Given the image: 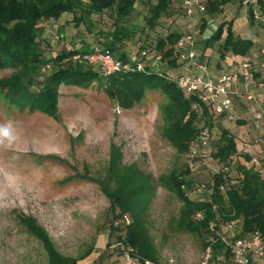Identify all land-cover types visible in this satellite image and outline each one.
Here are the masks:
<instances>
[{
    "label": "trees",
    "instance_id": "16d2710c",
    "mask_svg": "<svg viewBox=\"0 0 264 264\" xmlns=\"http://www.w3.org/2000/svg\"><path fill=\"white\" fill-rule=\"evenodd\" d=\"M138 1L0 0V69L13 70L8 77L0 79V91L20 112L41 111L56 119L59 118L57 101L61 84L87 87L91 82L97 81L105 94L123 109L132 108L150 91L160 92L166 99L159 106L164 122L162 134L175 151L184 155L196 141L201 126L206 125L211 132V139L205 150L213 145L212 158L221 164L208 185L210 192L207 198L202 200H193L186 192L193 184L190 170L196 168V164L201 163L205 157L202 151L191 160L192 165L158 176L159 187L176 196L182 203L177 217L179 229L200 237L203 249L208 225L216 220L217 213L212 209V204H215L223 220H240V232L259 231L264 237V176L261 170L250 164L253 159L252 150L249 154L241 152L239 139L233 131V124L242 125L243 121L237 115L235 119L228 120L226 116L216 114L211 104H204L200 112L192 111L191 105L197 99L196 95L182 91L171 78L177 74L174 70L179 63L177 41L189 21L181 3L178 6H173V0H155L149 3L146 28L159 34L151 39L149 36H144L143 40L137 38L131 47L129 42L133 31L127 28L125 22ZM203 1L205 9L199 14L200 17L204 14L210 17L222 14L224 6L229 2ZM258 1L261 5L257 12L252 11L250 0L246 6H249V21L252 22L255 16L260 25L258 15L264 8V0ZM107 10L111 12L113 19L112 28L99 37L100 46L81 41L69 46L67 50L45 56V46H52L51 41L44 37L46 23H56L63 15H70L69 20L73 26H82L87 32H92L97 25L95 17ZM172 24L176 25V29L171 28ZM206 24L205 20H201L197 26L201 33L206 31ZM161 27L164 28L163 32H160ZM208 31L210 34L204 39L198 37L197 43L203 41V49L217 44L218 63L225 58L227 52L243 57L252 47L250 39L241 38L234 33L232 22L225 17ZM223 32L226 35L220 41ZM95 47L110 52L124 67L109 76H102L97 68L72 60L74 53L90 52ZM145 50L162 55L159 68L148 65V60L141 54ZM199 54V61L211 64L209 52L200 51ZM252 57L257 61L264 59L259 53ZM137 63L143 64V70L135 69ZM252 80L255 84H264V69L259 65L252 70ZM252 123L254 124L253 121ZM232 164H236L234 171ZM259 165L264 168V157L260 159ZM223 166H228V172L221 171ZM74 177L96 183L103 196L108 199L112 212L109 234H117L114 242L131 246L141 258L158 263L157 249L147 226L148 210L156 189L152 175L133 163H124L121 148L111 141L103 176L91 177L85 170V174H75ZM71 179L69 177L62 182L66 183ZM221 185L225 188V194L219 190ZM198 212L203 217L197 221L193 217ZM124 215H128L131 222L128 225L115 224ZM18 223L27 234L41 242L47 255V264H77L95 247L92 242L78 256H64L54 248L48 233L35 218L19 215ZM223 248L221 241L216 239L213 244L214 253L221 252Z\"/></svg>",
    "mask_w": 264,
    "mask_h": 264
},
{
    "label": "rangeland",
    "instance_id": "374dc122",
    "mask_svg": "<svg viewBox=\"0 0 264 264\" xmlns=\"http://www.w3.org/2000/svg\"><path fill=\"white\" fill-rule=\"evenodd\" d=\"M153 2L139 0L125 22L133 31L131 47L137 38L151 39L159 34L149 31L145 24L147 5ZM223 11L211 17L195 13L197 26L201 20L207 22L206 31L200 32L199 38H206L210 34L208 30L222 17L249 30L246 8L241 9L239 0H229ZM70 18L63 15L56 23H46L44 37L53 46H45L46 57L81 41L100 46L99 37L112 28L113 22L111 12L104 11L95 17L96 28L87 32L82 26H73ZM225 35L223 32L220 41ZM196 48L199 52L203 50V41ZM216 48L217 44L208 50L213 62L217 60ZM231 55L226 53V57ZM149 63L156 69L160 67L151 58ZM181 65L177 63L175 73L183 70ZM12 71L0 69V79ZM58 92L59 118L56 119L41 111L20 112L0 91V127H8L12 136L11 142L2 138L0 143V264H47L41 242L23 230L18 223L19 215L35 218L48 233L54 248L64 256H78L101 236L108 243L115 241L117 234H109L112 212L108 199L96 183L74 177L85 174V170L91 177L103 176L111 141L121 148L124 163H133L153 177L156 189L147 226L157 249L158 263L198 264L201 238L179 229L177 217L182 203L157 183L161 174L190 166L162 134L164 122L159 106L165 97L158 91H150L141 102L123 109L105 94L97 81L87 87L61 84ZM237 109L236 115L243 121L242 125L233 124L239 146L251 147V156L260 163L264 157V144L260 143L264 134L252 123L249 106L237 103ZM213 152L211 145L202 151L205 154L202 162L196 168L191 166L193 184L186 192L193 200L207 198L212 176L221 167L212 158ZM235 166H231L233 171ZM258 166L264 176V168ZM69 177H72L70 181L62 182Z\"/></svg>",
    "mask_w": 264,
    "mask_h": 264
},
{
    "label": "built area",
    "instance_id": "2783aa9c",
    "mask_svg": "<svg viewBox=\"0 0 264 264\" xmlns=\"http://www.w3.org/2000/svg\"><path fill=\"white\" fill-rule=\"evenodd\" d=\"M249 0H242L243 5H248ZM188 23L183 35L177 41L179 63L188 65V69L172 76L176 85L187 94H195L197 99L191 105L194 112H200L204 104H211L216 114L224 115L228 120L236 117L235 105L241 103L250 107V118L255 126L264 134V105H261V99L255 92L256 84L252 80V70L259 65L264 69V59L257 61L254 57H246L240 60L237 66L232 70H224L219 74L213 75L209 70V65L199 61V51L196 48L199 27L194 20L197 12H203L205 9L203 0H182L181 2ZM259 24L264 33V8L258 15ZM261 58H264V45L258 51ZM142 56L149 58L158 65L162 60L159 53H151L145 50ZM72 60L84 65L97 68L102 76H109L120 68L123 64L115 59L108 51H103L98 47L90 52L74 53ZM152 67V66H151ZM142 63L135 65L136 70H143ZM211 139L209 128L201 126L198 131L196 141L192 143L184 158L191 164V160L205 150ZM264 144V139L260 140ZM251 147L241 148L243 154H249ZM257 167L259 162L253 158L250 163ZM228 166H223L221 171L228 172ZM219 190L225 194L224 186ZM212 209L217 213L216 220L208 225V233L205 239V245L201 251L198 264H258L264 262V237L259 231L240 232V220L233 218L223 220L218 214V208L212 204ZM232 215V213L230 214ZM203 214L198 212L194 215V220L202 219ZM131 219L128 215L122 216L119 222L128 225ZM218 239L224 248L221 252L215 254L213 244ZM110 249H118L122 264H159L137 255L135 249L131 246H125L121 242H113Z\"/></svg>",
    "mask_w": 264,
    "mask_h": 264
},
{
    "label": "crops",
    "instance_id": "0c3cea01",
    "mask_svg": "<svg viewBox=\"0 0 264 264\" xmlns=\"http://www.w3.org/2000/svg\"><path fill=\"white\" fill-rule=\"evenodd\" d=\"M253 12H257L258 8L260 7L261 3L258 0H250ZM173 6H178L181 3V0H173ZM239 5H241L242 8H246V20L249 22V30L244 28L243 26H235V23L232 22V28L236 35H239L241 38H247L250 39L252 42V47L248 51V53L243 56L239 57L238 55H231L230 57H226L222 60L217 62H213V59L211 57V64L209 65V70L213 75L219 74L224 70H232L234 69L237 64L240 62L241 59L246 57H251L253 54H257L260 47L264 45V33H262L261 26L257 24L255 20V16H253V21L250 22L249 18L247 16V9L249 6H244L241 1L239 0ZM200 13V12H199ZM172 29H176V25H171ZM182 28V27H181ZM209 49H203L201 51H204L205 53H208ZM218 56V55H217ZM241 58V59H239ZM218 63L219 65L216 66ZM180 68H183V70L188 69V65L184 64L181 65ZM179 71V72H181ZM178 72V73H179ZM255 92L258 94L259 98L261 99V105H264V84L258 83L256 84ZM250 109V107H249ZM239 112V109H237ZM113 242L108 243L104 236H101L96 244L92 252L84 259L77 262V264H122L121 256L118 249H110L109 246ZM258 264H264V262H258Z\"/></svg>",
    "mask_w": 264,
    "mask_h": 264
},
{
    "label": "clouds",
    "instance_id": "9594fccd",
    "mask_svg": "<svg viewBox=\"0 0 264 264\" xmlns=\"http://www.w3.org/2000/svg\"><path fill=\"white\" fill-rule=\"evenodd\" d=\"M2 138H8L11 142L12 136L8 127H0V143L3 142Z\"/></svg>",
    "mask_w": 264,
    "mask_h": 264
}]
</instances>
